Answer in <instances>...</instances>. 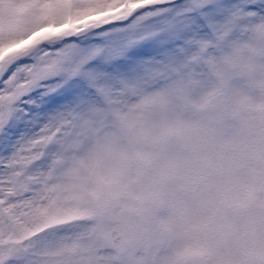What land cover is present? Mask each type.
I'll list each match as a JSON object with an SVG mask.
<instances>
[{"label":"snow or ice","instance_id":"obj_1","mask_svg":"<svg viewBox=\"0 0 264 264\" xmlns=\"http://www.w3.org/2000/svg\"><path fill=\"white\" fill-rule=\"evenodd\" d=\"M0 264H264V0H0Z\"/></svg>","mask_w":264,"mask_h":264},{"label":"clouds","instance_id":"obj_2","mask_svg":"<svg viewBox=\"0 0 264 264\" xmlns=\"http://www.w3.org/2000/svg\"><path fill=\"white\" fill-rule=\"evenodd\" d=\"M3 7H4V9H5V15H8V10H9L10 8H13L14 5H9V4L6 3Z\"/></svg>","mask_w":264,"mask_h":264}]
</instances>
